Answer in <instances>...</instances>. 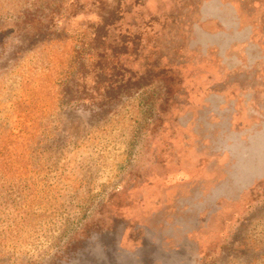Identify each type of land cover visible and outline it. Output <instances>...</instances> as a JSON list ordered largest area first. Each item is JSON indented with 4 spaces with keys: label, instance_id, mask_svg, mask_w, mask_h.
I'll list each match as a JSON object with an SVG mask.
<instances>
[{
    "label": "rangeland",
    "instance_id": "1",
    "mask_svg": "<svg viewBox=\"0 0 264 264\" xmlns=\"http://www.w3.org/2000/svg\"><path fill=\"white\" fill-rule=\"evenodd\" d=\"M0 264H264V0H0Z\"/></svg>",
    "mask_w": 264,
    "mask_h": 264
}]
</instances>
